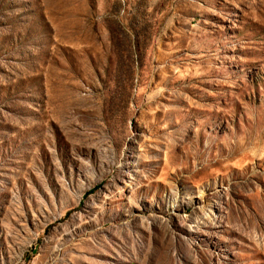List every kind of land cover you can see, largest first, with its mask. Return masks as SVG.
Here are the masks:
<instances>
[{"label":"rangeland","instance_id":"374dc122","mask_svg":"<svg viewBox=\"0 0 264 264\" xmlns=\"http://www.w3.org/2000/svg\"><path fill=\"white\" fill-rule=\"evenodd\" d=\"M0 264H264V0H0Z\"/></svg>","mask_w":264,"mask_h":264}]
</instances>
